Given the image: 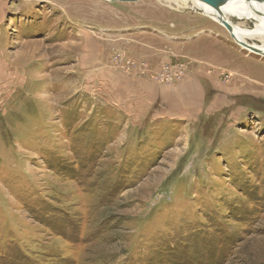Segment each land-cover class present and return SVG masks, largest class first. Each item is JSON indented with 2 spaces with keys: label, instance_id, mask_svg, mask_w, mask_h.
Wrapping results in <instances>:
<instances>
[{
  "label": "rangeland",
  "instance_id": "rangeland-1",
  "mask_svg": "<svg viewBox=\"0 0 264 264\" xmlns=\"http://www.w3.org/2000/svg\"><path fill=\"white\" fill-rule=\"evenodd\" d=\"M147 34L230 45L229 60L173 62L208 91L200 120L111 106L99 52L181 82L128 56ZM20 55L0 66V264H264L263 56L187 3L0 0V61Z\"/></svg>",
  "mask_w": 264,
  "mask_h": 264
},
{
  "label": "crops",
  "instance_id": "crops-1",
  "mask_svg": "<svg viewBox=\"0 0 264 264\" xmlns=\"http://www.w3.org/2000/svg\"><path fill=\"white\" fill-rule=\"evenodd\" d=\"M196 34L188 37L189 40L183 43L172 41L167 44L165 39L150 34L143 35L138 40L133 37L124 42L128 46V49L126 48L128 56L148 64L150 73L158 71L162 65L173 63L176 57L180 56L190 58L191 62L193 60L208 62L207 58L216 55L226 56L227 60L231 58L230 45L226 44L225 47V41L221 47L213 43L212 37L196 36ZM99 56L102 57L95 62L102 66L100 80L106 85L105 87H107L106 82H109L111 85L110 104L117 111L124 113V116L135 113L138 118L151 116L155 121L193 123L207 113L208 91L200 80L201 77L196 73L189 74L188 78L180 83L162 85L153 81L148 71L146 76L132 75L131 77L113 70L112 63L100 52ZM20 59L22 56L9 62L4 56V59L0 61V66H5L6 70L14 65L15 69ZM92 62L87 63L92 64Z\"/></svg>",
  "mask_w": 264,
  "mask_h": 264
},
{
  "label": "water",
  "instance_id": "water-1",
  "mask_svg": "<svg viewBox=\"0 0 264 264\" xmlns=\"http://www.w3.org/2000/svg\"><path fill=\"white\" fill-rule=\"evenodd\" d=\"M102 1H107V2H117V3H137V2H141L143 0H102ZM199 4H202L203 6H209L210 8L217 10V9H224L226 10L227 8H230V4L232 2H238V3H243L245 5V7L247 8V10L249 11V14L253 13L254 15L258 16V19H256L255 17L251 16H246V15H242V16H237L234 14H228V18H224L221 15L218 14H213V13H200L199 14H203L205 16H208L210 18H212L213 20L219 22L221 25H223L230 33L232 39L238 44L240 45L243 49H246L247 51L263 56L264 57V53L258 51L256 48L251 47L249 45H247L245 42L241 41L238 39V37L236 36V34L234 33L233 29L236 27L235 25H233L230 21L229 17L235 18V19H239V20H247L250 21L251 23H253L255 26H260V23L262 21H264V0H196ZM193 11V10H192ZM262 26V25H261ZM260 26V27H261ZM263 29H264V25H263Z\"/></svg>",
  "mask_w": 264,
  "mask_h": 264
},
{
  "label": "bare ground",
  "instance_id": "bare-ground-1",
  "mask_svg": "<svg viewBox=\"0 0 264 264\" xmlns=\"http://www.w3.org/2000/svg\"><path fill=\"white\" fill-rule=\"evenodd\" d=\"M171 1L172 3H174V5H176L177 7H181V3H187L191 10H197V12H200V13H213V14H218V15H221L222 17L224 18H228V14L232 15H237V16H242V15H246V16H253L255 17L256 19H258V16L257 15H254L253 13L249 14V11L247 10V8L243 5V3H238V2H232L230 4V8H227L226 10H222V9H217V10H214L212 8H210L209 6H203L202 4H199L196 0H169ZM241 4L242 7L239 5ZM261 23H260V26L261 28H263V25H264V21L260 20ZM259 26V27H260ZM234 33L236 34V36L238 37L239 40L245 42L247 45L251 46V47H254L256 48L258 51L264 53V45L263 46H254V45H250L247 43V39L248 38H254V37H257V36H264V30L263 29H257L253 32H246L242 29H239L238 27H235L233 29ZM87 43V42H86ZM88 47V46H87ZM109 79V78H108Z\"/></svg>",
  "mask_w": 264,
  "mask_h": 264
},
{
  "label": "built area",
  "instance_id": "built-area-1",
  "mask_svg": "<svg viewBox=\"0 0 264 264\" xmlns=\"http://www.w3.org/2000/svg\"><path fill=\"white\" fill-rule=\"evenodd\" d=\"M119 58L120 55L116 54L113 58L114 64L118 65L120 64L119 62ZM122 62V61H121ZM123 66H125V68L127 70L131 69L134 65H139L134 61H130V60H126L125 61V65L122 64ZM144 66V65H141ZM186 67L183 63H168L163 65V67L161 68V70L159 71V73L157 75H155V80L160 82V83H164V84H173L176 82H180L182 81V79L185 78L186 75Z\"/></svg>",
  "mask_w": 264,
  "mask_h": 264
}]
</instances>
